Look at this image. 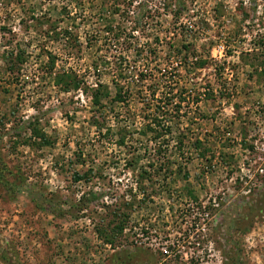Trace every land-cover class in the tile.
Listing matches in <instances>:
<instances>
[{"label":"rangeland","instance_id":"obj_1","mask_svg":"<svg viewBox=\"0 0 264 264\" xmlns=\"http://www.w3.org/2000/svg\"><path fill=\"white\" fill-rule=\"evenodd\" d=\"M0 264H264V0H0Z\"/></svg>","mask_w":264,"mask_h":264},{"label":"trees","instance_id":"obj_2","mask_svg":"<svg viewBox=\"0 0 264 264\" xmlns=\"http://www.w3.org/2000/svg\"><path fill=\"white\" fill-rule=\"evenodd\" d=\"M250 1H251L252 3H254V4H255L257 0H250ZM171 97H172V95L168 96V97H167V99H168V98H171ZM119 100H120V99H119ZM166 101H168V102H172L173 100H169V99H168V100H166ZM120 102H121V101H120ZM122 102H123V101H122ZM174 102H175V101H174ZM174 102H173V103H171V104H170V103H168V105H167V106H170V107H171V109H170V110H173L172 108H174V106H173V105H174ZM181 102H183V101H181ZM97 104H98V102H97ZM168 110H169V109H168ZM165 114H168V112H167V113H165ZM155 123H156V119L154 120V125H155ZM154 131H155V130H154ZM152 132H153V130H152Z\"/></svg>","mask_w":264,"mask_h":264}]
</instances>
